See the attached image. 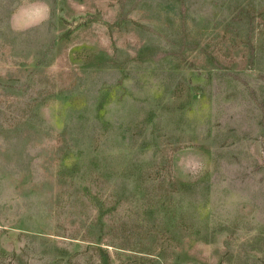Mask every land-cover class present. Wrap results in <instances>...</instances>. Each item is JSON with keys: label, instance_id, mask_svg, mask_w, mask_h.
Returning a JSON list of instances; mask_svg holds the SVG:
<instances>
[{"label": "rangeland", "instance_id": "rangeland-1", "mask_svg": "<svg viewBox=\"0 0 264 264\" xmlns=\"http://www.w3.org/2000/svg\"><path fill=\"white\" fill-rule=\"evenodd\" d=\"M0 264H264V0H0Z\"/></svg>", "mask_w": 264, "mask_h": 264}]
</instances>
